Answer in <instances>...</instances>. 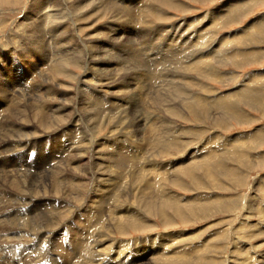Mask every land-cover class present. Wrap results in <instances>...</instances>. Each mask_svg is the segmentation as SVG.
Instances as JSON below:
<instances>
[{
    "label": "rangeland",
    "instance_id": "374dc122",
    "mask_svg": "<svg viewBox=\"0 0 264 264\" xmlns=\"http://www.w3.org/2000/svg\"><path fill=\"white\" fill-rule=\"evenodd\" d=\"M31 1L32 0H0V57L2 58V62L0 61V71L1 73H5L9 76V81H16L15 79L19 76V72H25L24 68L30 67L31 62L29 61V57L19 61L18 56L23 53L21 49L25 48V50L31 54V57H33L32 55L38 48L37 43L33 46L27 44L29 40L28 34H23V31H21L18 27L20 26L19 24L24 21L25 13H27ZM229 1L233 0H174L172 1L174 5L171 4L168 9H161L162 15L164 14V16L166 15L169 18L165 22L163 21L160 23H163L164 25L181 24L187 26L189 24L198 23L201 19L200 22L196 24L195 29L204 27L206 29L213 22H215L214 20L217 19L216 16H210ZM247 1L248 0L244 3V11L241 9L237 11V13L242 12V15L237 17L235 21L228 23V25L221 27L222 24H220L218 26L217 30L214 32L215 43L221 41L225 36H233L234 34L242 33L253 22H256L260 17L264 16V0H256V2L250 6H246ZM141 4L142 3L138 4V8H140ZM70 6L71 4L66 3L63 7H59V9L63 10L66 15V20L62 22V25H65V28L63 27L61 29L60 27V30L57 31L54 36L60 38V35L63 37L66 36V34L68 35L73 32L70 35L75 36V39L77 37L76 41L78 40V43H84L88 47L92 45V48L96 45L97 48L101 47L102 49L100 52L96 53L98 54L96 58L84 59V64L81 60L79 64H73V66L72 64L71 66L68 65L69 73L67 75H60L59 78V81L65 82V84L63 83V85H61L60 90H58L59 88L57 89L52 86L53 84L50 83L52 92H49V96L51 98L55 96L59 100H52L55 107H52L51 109L53 111H50L49 113H52L51 116H55V112L60 110L59 114L64 115V118H66V121L63 122L66 123L74 121V123H77V128L74 124L70 126L66 124L59 128L60 130L56 128L51 132H47L45 128L40 127V118L35 115L39 111L36 109L37 103L32 102L33 100H29L28 102H23L21 104L20 101H22V97L20 94H13V88H5L8 90L7 93L2 94L5 98L0 93V96L4 99L3 100L0 97V132L2 131L0 133V264H95V262L89 258L91 252L88 251L87 245H85L90 239V234L93 233V231L88 228V222L97 216L96 212L98 209L102 210L101 214L109 222L111 213L121 211L123 205L133 203L137 206V202L140 200L139 198H141V195H144V191H142L143 193L141 192V189L146 186L144 184L156 183L157 180L161 182L164 187L163 189L168 193V201L171 197H174V201L178 204L180 203V205L177 206H182L181 209L184 210L183 213L186 217L180 219L175 216L172 210L166 209L165 214L169 220L167 219V222H164L160 217L159 212L154 213V216L152 214L150 215L145 213L147 216L143 219V225L146 228L141 231L127 230V232L123 235L117 231L116 226H112V224L106 225L107 229H105L101 235L102 237L105 236L104 238L108 243L105 241L103 242V248L106 249L105 252L103 250V252L99 254V256L101 255L100 257H95V260L99 258L97 262L98 264H109V262L112 264H120L119 261H122L123 256H127L125 260L122 261H127V263L125 262L123 264H159L160 260H156L159 254H168L170 257L167 256V260H171V262L175 264H192L193 262V264H264V31H261L262 36L258 31H253V33L249 36L247 35L244 39H242L241 44L235 42V44L226 47L228 55L231 52L237 51L239 55L240 53L247 54V57H242L240 55L238 58H228L226 54L214 55V61L212 62L213 69L210 70V72L216 71V75L218 74L215 80L214 78L208 80L203 79L196 70H192L193 68L190 69V72L192 70L194 74L191 73V79L188 82L186 81V83H188L187 90L190 94L192 93L191 98H194L196 101L194 103L195 106L192 103L190 104L191 101L193 102L192 99H189L187 102V98L181 94V92L176 91V93L173 91L175 90V86H171L169 84H162V89L160 88L162 101H158L156 105H153L151 103L152 100L150 96L154 95L155 97V94L151 93L150 90L148 91L149 87L145 88L146 91L143 96L139 94V85H136L133 81V74L129 73V71L124 73L119 72V70L114 67V62L116 61L113 60L114 58L110 61L107 58V54L111 52V54H114L115 56H121L122 58L128 57L130 62L128 65L131 64V66H133L132 57L134 54L132 56H126V53H129V50L132 47V51L134 53L137 51V53L140 54V59H143L144 62L149 65L148 67H144L145 72L143 71L144 75L140 82H143V80L146 81L148 75L151 73L155 76L154 74L156 71H162L161 69H163L164 63L169 65L170 63H168V61L172 58H176L174 55H170V53H168L171 45H166L165 42L162 43L159 40V37H156L151 42L148 41L149 39L147 38V35L150 34L153 27H157L159 22L156 23L154 21L155 18L152 17L148 19V25L142 26L139 24L135 28L134 24H131L132 26L128 23L126 24V22H128L127 19L124 18L126 21L124 19H118L115 21L116 17L112 12L107 10L97 11V9H89L87 12L82 11V13L84 12L83 16L78 18L81 12H79L77 17H75L76 15ZM125 6H127V9L129 8V11H132L136 19V11L133 10L131 6H128L127 3H125ZM65 7L67 8L65 9ZM219 11L222 13H225L226 11L229 12V8H222ZM104 12L106 13L103 14ZM162 15H160V17ZM232 16H234V12L231 13L230 17ZM105 24L115 28L117 27L116 31L114 33L107 32L109 27ZM60 31L68 32L63 35ZM103 32L109 35L111 39H106L99 43V34ZM12 34L16 37L15 39H12ZM23 36L25 37L23 38ZM54 36L52 38H54ZM38 39H41V37ZM113 42L116 44L113 45ZM123 42H127V44ZM115 45L118 47L120 46L121 48L117 49V46L115 48ZM212 46H214V48L216 47L215 44H212ZM32 49L36 51H33ZM174 50L177 51L176 54L179 52V50ZM251 51L254 52L249 53ZM258 51H261V53ZM34 58H39V56L37 57L35 55L32 60ZM90 60H92L95 64L91 63ZM236 63L241 64L236 65ZM183 65L185 66L187 64L178 66ZM117 70L119 72L117 77L119 78L116 77ZM172 70L175 71L174 67ZM92 72L94 74H91ZM195 72H197V74ZM70 75L73 77L71 78ZM80 75L83 78H81ZM254 75L257 77V81L250 82V79ZM100 78L103 82L100 81ZM107 78L112 81L111 84L108 83ZM90 79L91 81L93 79L94 83L90 82ZM171 79H173V77L167 78L166 83H170L169 80L171 81ZM87 80L89 84L86 83ZM114 81L116 82L114 83ZM0 82V86L4 87L3 84L6 81L4 79L2 81L1 79ZM104 82L107 83L106 86ZM153 82L155 83V79ZM17 83H20V81H16L13 86L18 89L19 85H17ZM72 83L74 84L73 86ZM94 84L98 85L95 87ZM144 84L147 86L149 83L147 82ZM118 85H120L121 88H126L125 90L127 91H124V89H118ZM155 85L156 87L152 92L157 89V83ZM110 86H112V88L114 87V89ZM86 87L87 89L94 88V90H100V94H105V98L111 97L107 99L108 102L113 104L125 102L124 104L126 106L125 109L127 112V119L132 121V125L135 128L131 126L129 127V131L128 129L126 130L128 131L127 133H122L121 129H117L118 127L115 123L106 122L107 112H105L103 108L95 102L93 103L95 107H92V110L90 111V113L92 112L91 115L87 113L84 108V102L89 103L91 101L84 98V94L87 90L85 89ZM68 89L69 92H67ZM120 90H123V93L120 94L121 96L113 93V91ZM172 93H176L175 99L178 96V100L176 99L177 105L175 104L171 106L172 109H176L177 112L174 116L176 118L171 120L173 122L174 132H176L178 138L177 140L172 139L173 137H171L170 134L165 133V129H162L163 131L159 130L160 132H158L162 135L160 136L162 140L160 141L161 143L156 146L157 141L154 139V135L149 127L155 119L158 121V125H161L160 122L163 120L165 121V124H168V120L167 118L165 119V114L163 115L164 111L160 112L154 108L158 109L161 106L163 108L165 101H169V97L171 96L173 98L174 94ZM26 94L27 92L24 91L22 95L25 96ZM111 94L112 96H110ZM243 96H246L247 99ZM228 97L230 99H228ZM220 98L221 100H223V98L228 99L227 101L229 102L225 101L230 105L226 108H229V110L233 112H230L232 114V116L230 115L231 117L229 114H224L226 109L223 110V108L220 107V103L222 102ZM199 99H201V101H197ZM83 100L84 102L81 103ZM140 101H142V103H140ZM68 104L69 106H67ZM115 104L114 107H116ZM187 107L191 108L189 109ZM18 108L22 110L24 115L22 119L17 116ZM162 108H160V110H162ZM42 112L40 111V116ZM119 113L120 111L118 110L115 115ZM18 119H20V121ZM53 120L55 119L51 118V120H49L47 117V120L44 122H49L48 125H51L50 121ZM89 120H94V124H92L93 122H90ZM87 124L92 127L89 125L87 126ZM165 124L164 127L167 126ZM5 132L8 137H5ZM2 134L4 135L2 136ZM23 136L25 139H23ZM77 136L82 138L81 143H83L84 147L87 146L89 148L90 144L94 145V150L92 152L93 155H90L92 162L90 163L87 160H84L88 164V167L91 164L89 169L90 175H88V177L83 181L84 184H88V186L86 185L87 187L85 186L86 188L79 191L78 194L71 190L67 183L66 187L69 188L67 191L63 192L62 188H57V186L61 187V183L71 181L75 173L73 166L78 162V158H76L77 155H71L73 154V151L67 153L66 151H68V148H70V145L76 140ZM29 139L32 141L31 146L24 148L23 146ZM4 147H6L7 150H5ZM127 147L133 153L135 152L137 155L139 154L137 157L140 156L134 163L139 164L142 160V156L145 154L146 161L147 159H150V163L145 164V168H147L146 174L148 172L149 175L144 177L142 181V179H139L138 174H135L131 177V179L126 180L127 186L123 185V187H120L119 190L116 191V189L113 190V187L110 185L111 183H108L106 186L105 184L107 183L102 181L100 183V181H97L98 179H96V177L99 175L97 171L99 170H97L92 163L96 160L97 156H100L102 161L107 163L105 159L107 157L104 158V154L106 155L107 151H111L110 153H112L113 150L116 151L120 148L127 149ZM14 149L15 152H11ZM62 153H66L68 158L70 156L71 157L68 159L65 156L68 160H66L65 157L60 160ZM128 159L131 158L128 156ZM33 160L36 162V167L39 165L44 166L50 161H52L51 164L55 163L52 167L48 166L49 164L44 168L42 167L43 169H41L36 175L38 177L35 178L32 170L26 172L18 169V165L21 162L31 165L34 162ZM75 160L77 162H75ZM60 163L64 164L62 165ZM187 163L195 169V178L182 176L181 170L178 171L177 168H182L185 165L187 166ZM82 166L83 168L85 167L84 165ZM171 166H174V169L176 170L174 171L172 169L173 167L171 168L172 170H170L169 168ZM66 168H69V170ZM129 170L130 169H127L125 171L128 175L134 171ZM29 172H32L33 174ZM28 176H31L33 182L35 179L38 181H35L36 184L34 183V186L30 189L25 188L23 182L24 178ZM91 177H93V179ZM57 181L59 182L57 183ZM110 181L111 180H108L107 182ZM139 182L141 183L139 184ZM55 193L65 194L58 195L54 199L49 196ZM33 195L34 197L42 199L38 205L32 206L30 209L25 203L24 196L29 197ZM117 200L119 205L115 207L116 203L114 204V202H117ZM148 200L153 201L152 198H148ZM17 202H19L21 206L17 205ZM191 203L194 204L193 206L200 207H198L199 211L197 213L190 209L189 205ZM52 206H56L58 209V219L56 220L57 226L55 227L56 229L58 228L57 231L54 234L53 232L47 231L44 235L40 234L39 239L35 238L36 240H32L34 237L32 236L34 230H37L40 227V225L37 224L38 216H41V212H47L50 210ZM65 206L67 209L64 208ZM63 210H66L67 212ZM29 211L31 212V215L29 214ZM17 212H20L21 215L18 216L16 214ZM63 212L66 215L62 214ZM6 213H8L7 216L5 215ZM106 214L108 218L105 217ZM25 220L29 221L27 222ZM143 225L141 224L140 226ZM10 229H18L23 233L29 232V234L32 235L26 236L22 233V236L24 235V237L17 242V240L14 241L13 238H10L13 236V232L9 235L8 230ZM166 236L170 237L171 241H173L172 248L168 249L167 247L164 250L165 246H160V248H162L158 255L153 254L154 247L159 245L164 238L166 239ZM56 239L60 243L55 241ZM107 239H110V243ZM78 246L80 247V250L78 249ZM146 250H148L150 254L154 255L152 257V261L147 262L144 260L142 255ZM106 252H108V255ZM20 258H22V260H20Z\"/></svg>",
    "mask_w": 264,
    "mask_h": 264
},
{
    "label": "bare ground",
    "instance_id": "6f19581e",
    "mask_svg": "<svg viewBox=\"0 0 264 264\" xmlns=\"http://www.w3.org/2000/svg\"><path fill=\"white\" fill-rule=\"evenodd\" d=\"M3 1H7V0H3ZM174 0H32L31 3H30V7L27 11V13H25V18H24V21L22 23H20L18 26L21 31H23V34L24 33H27L28 36H29V40H28V45H36V43L38 44V48L36 50H33V51H36L32 56L35 57V55L39 58H34L32 60L33 57H31V54L28 53L27 50L24 49H21V51L23 52L22 54H20L19 57V61H22L24 58L26 57H29V61L31 62L30 64V67H25V72H19V76L15 79L16 81H20V83H17V85H19V88H15L13 86V84L16 82V81H9V76L5 73H1L0 71V80L3 79L6 81L3 85L4 87H1L0 86V93L1 95L2 94H5L8 92V90H6L5 88H13L12 89V92L13 94H20V96L22 97V101L21 104L24 102H28L29 100H33L32 102H35L37 103L36 105V109H38L39 111L35 114L36 116H38L40 118V122H39V125L40 127H43L45 128V130L47 132H51L53 131L54 129H59L61 128L62 126L68 124V126L70 125H73L77 128V123H74V121L72 122H63V121H66V118H64V115L62 114H59V111L60 110H57V112H55V116H51V114L49 113L50 111H53L51 108L52 107H55V104L52 100L56 101V100H59L57 97H53L51 98L49 95L50 93L49 92H52V89L50 87V83H52L54 87H56L58 90L61 89V85H63V83L65 84V82L63 81H59V78H60V75H67L69 72H68V65L73 66V64H79L82 60V63H83V60L86 59V58H90V59H94L96 58V56H98V54H96L97 52H100L102 49L101 47L97 48V46L95 45L93 48H92V45L91 46H87L86 44L84 43H81V42H77L76 39H75V36H72L70 34H66V36H63L61 37L60 35V38H57L56 36H54V34L60 30V27L61 29L65 26V25H62V22H64L66 20V15L65 13L63 12V10H60L59 7H63V5L66 3L68 4H71L70 7H72V11H74V14L76 15L75 17L78 16L79 12H81L78 16V18L82 17L83 16V13L82 11H88L89 9H97V11H101V10H104V11H110L113 13V15L116 17V20L117 21L118 19H127L128 22H126V24L128 23L129 25H133L136 26L137 25H148L147 22L149 21L148 19L150 18H155V22L159 24L157 25V27H153V29H151L150 31V34L147 35V38L149 39L148 41H153V39H155L156 37H159V40L162 42V43H166V45H171V48H169V51L168 53H170V55H174L176 58H172L170 61H168V63H170L169 65L165 64L163 65V69H161L162 71H156L155 72V76H153V73L149 74L148 75V78L146 81L143 80V82H140L142 80V77L144 75V67H148L149 65H147L144 60L140 59V54L137 53V51L134 53L132 51V47L130 48L129 50V53H126V56H132L133 54V57H132V62H133V66L128 65L129 62V58L128 57H125V58H122L121 56H114L111 54V52H109L107 54V58L112 61L111 59L115 60L116 62H114V67L116 69L119 70V72L121 73H124L126 71H129V73H132L133 74V81L135 82L136 85H139L138 86V91H139V94H141L143 96L144 92L146 91V87H149L148 88V91L150 90L151 93L155 94V97L154 95L150 96L151 100H152V104L153 105H156L158 101H162L161 100V92H160V88L162 89V84H169L171 86H175V90L173 91H177V92H181V94H183L186 98H187V102L189 99H192L193 102L191 101L190 104H194L196 101L194 98H191L192 97V93L190 94L189 91L187 90L188 89V83H186V81L188 82L190 79H191V75L194 74V72H192V70H196L201 76L203 79H213L215 80V78L218 76V74L216 75V71H213V72H210V70L213 69V66H212V62L214 61V55H223V54H226L228 58H235V57H240V55L242 57H247V54H244V53H239L237 51H234V52H231L229 55L228 53L226 52V47L230 46V45H233L236 43H239L241 44L242 43V39L245 38V36H249L251 33L256 32L258 31L260 33V35L262 36V32L264 31V16L260 17L259 20H257L256 22H253L248 28H246L242 33H239V34H234L233 36H225L221 41H219L218 43H215V39H214V32L217 30L218 26L220 24H222L221 27H223L224 25H228V23L230 22H233L235 21V19L237 17H239L240 15H242L241 13L242 12H239L237 13L238 10H242L244 11V3L245 1H240V0H233V1H229V2H226V4H224L222 7H220L216 12H214L210 17H214L216 16V20H214L215 22H213L210 26H208L206 29L205 27L204 28H200V29H195L196 27V24H198L200 22V20L198 21V23H195V24H189L187 26H184V25H176V24H171V25H164L163 23H160V22H165L169 17L168 16H164V14L162 15V11L161 9H164V8H167L173 4ZM2 2V1H1ZM256 2V0H248L246 2V6H250L251 4L253 5L254 3ZM17 3V2H16ZM125 3H127L128 6H131L133 8V10H135V15H136V19H135V16L134 14L132 13V11H129V8L127 9V6H125ZM139 3H142L140 5V8H138V4ZM174 5V4H173ZM69 7V8H70ZM126 7V8H124ZM67 7H65L66 9ZM68 8V9H69ZM222 8H229V12L226 11L225 13H222L221 11H219L220 9ZM250 8V7H249ZM63 9V8H62ZM137 11H138V14H137ZM70 12V11H69ZM234 12V16L230 17L231 16V13ZM98 13V12H97ZM100 13V12H99ZM106 12H104L103 14H105ZM68 14V13H67ZM70 14H73V13H70ZM111 14V13H109ZM97 15V14H96ZM100 15V14H99ZM160 15H162L160 17ZM109 16V15H107ZM113 16V17H114ZM73 17V18H75ZM103 17V16H102ZM106 18V17H105ZM104 19V18H103ZM124 19V20H125ZM78 20V19H77ZM123 20V21H124ZM60 21V23H59ZM72 21V20H71ZM76 21V20H75ZM107 21V20H106ZM126 21V20H125ZM124 21V22H125ZM136 21V22H135ZM101 22V21H100ZM119 22V21H118ZM154 22V23H155ZM75 23V22H74ZM113 23V21H112ZM155 23V24H156ZM66 24V23H65ZM73 24V23H72ZM114 24V23H113ZM116 24V23H115ZM150 24V23H149ZM69 25V24H68ZM102 25V24H101ZM106 25V24H105ZM104 25V26H105ZM108 25V24H107ZM106 25V26H107ZM131 25V26H132ZM150 26V25H149ZM76 27V26H75ZM108 29H107V32L109 33H114L116 31V28L113 27V26H109L108 25ZM65 28V27H64ZM67 28V27H66ZM152 28V27H151ZM145 29V28H144ZM64 30V29H63ZM62 30V31H63ZM66 30V29H65ZM74 30V29H72ZM71 30V31H72ZM77 30V28H76ZM96 31V30H95ZM100 31V30H99ZM149 31V30H147ZM262 31V32H261ZM61 32V31H60ZM68 32V31H67ZM67 32H61V34L65 35V33ZM70 32V31H69ZM75 32V31H74ZM79 32V31H78ZM97 32V31H96ZM80 33V32H79ZM82 33V32H81ZM152 33V34H151ZM22 34V35H23ZM116 34V33H115ZM10 35V34H9ZM43 35V36H41ZM74 35V34H73ZM54 36V38H52ZM79 36V35H78ZM82 36V35H81ZM8 37V36H7ZM25 36H23L24 38ZM41 39H38L40 38ZM96 37V36H95ZM101 37V38H100ZM106 37V38H105ZM16 37L13 36L12 34V39H15ZM20 38V37H19ZM109 40L111 39L109 37V35L105 34V32L103 33H100L99 34V43L101 41H104V40ZM146 39V38H145ZM213 39V40H212ZM24 40V39H23ZM85 40V39H84ZM119 40V38H118ZM80 41V40H79ZM156 41V40H155ZM10 42V41H9ZM87 42V41H86ZM106 42V41H105ZM104 42V43H105ZM3 43V42H2ZM11 43V42H10ZM9 43V44H10ZM17 43V42H16ZM125 43V42H123ZM15 44V43H13ZM116 44L115 42H113V45ZM120 44V43H119ZM118 44V45H119ZM122 44V43H121ZM127 44V42L125 43ZM153 44V43H152ZM212 44H215L216 47L214 48V46H212ZM16 45V44H15ZM99 45V44H98ZM31 46H30V49H31ZM117 45H115V48H116ZM122 46V45H121ZM129 46V45H128ZM135 46V45H133ZM17 47V46H16ZM12 48V47H11ZM14 48V47H13ZM18 48V47H17ZM27 48V47H26ZM29 48V47H28ZM121 48L120 46L118 47L117 46V49ZM149 48V47H148ZM147 48V49H148ZM214 48V49H213ZM15 49V48H14ZM174 49L176 50H179V52L176 54L177 51H175ZM19 50V49H18ZM123 50V49H122ZM148 51V50H147ZM18 52V51H17ZM124 52V51H123ZM127 52V51H125ZM140 52V51H139ZM254 51H251L249 53H252ZM257 52V51H256ZM261 53V51H258ZM31 53V52H30ZM120 55V54H119ZM142 55V54H141ZM17 56V55H15ZM13 57V56H12ZM121 57V58H120ZM15 58V57H14ZM17 58V57H16ZM11 59V58H10ZM131 59V58H130ZM12 60V59H11ZM97 60V59H96ZM229 60V59H228ZM0 61L2 62V58L0 57ZM91 63H94L92 62V60H90ZM220 62V61H219ZM90 63V62H88ZM112 63V62H111ZM11 64V63H10ZM84 64V63H83ZM95 64V63H94ZM159 64V63H157ZM182 64H187V65H183V66H178V65H182ZM241 63H236V65H240ZM97 65V64H96ZM147 65V66H146ZM87 66V65H86ZM110 66V64H109ZM88 67V66H87ZM161 67V66H160ZM174 67L175 71L172 70V68ZM84 68V67H83ZM193 68V69H192ZM4 69V68H3ZM50 71H48V70ZM103 69V68H102ZM155 69V68H154ZM190 69L191 72H190ZM95 70V69H94ZM93 70V72H94ZM117 70V75L116 77L119 75V72ZM147 70V69H146ZM181 72H180V71ZM110 71V70H109ZM133 71V72H132ZM144 71V72H143ZM155 71V70H154ZM49 72V73H48ZM91 73V74H94V73ZM147 72V71H146ZM197 72H195L197 74ZM128 73V74H129ZM192 73V74H191ZM85 74V73H84ZM90 74V75H91ZM98 74V73H97ZM159 75V76H158ZM256 75V74H255ZM253 76L251 79H250V82L252 81H257V77L256 76ZM71 76V75H70ZM79 76V75H78ZM81 76V75H80ZM97 76V75H96ZM99 76V75H98ZM121 76V75H120ZM3 77V78H2ZM73 76H71L72 78ZM76 77V76H75ZM102 77V76H101ZM106 77V76H105ZM169 77H173V79H171V81L169 80L170 83H166L167 82V78ZM64 78V77H63ZM69 78V76H68ZM70 78V80H71ZM77 78V77H76ZM75 78V79H76ZM81 78H83L81 76ZM94 78V77H93ZM119 78V77H117ZM153 78V79H152ZM67 79V78H66ZM74 79V78H73ZM145 79V77H144ZM155 79V83L153 82V80ZM97 80V79H96ZM118 80V79H117ZM75 81V80H74ZM81 81V80H80ZM86 81V80H85ZM100 81L101 78H100ZM99 81V82H100ZM105 81V80H104ZM107 81L109 84H111L112 81H110V79L107 78ZM9 82V83H7ZM77 82V80H76ZM83 82V81H82ZM90 82L94 83L93 82V79L91 81L90 79ZM103 82V81H102ZM116 81H114L115 83ZM125 82V81H124ZM149 83L147 86H145L144 83ZM1 83V82H0ZM71 83V82H70ZM81 83V82H80ZM85 83V82H84ZM88 83V80L87 82ZM98 83V82H96ZM105 83V82H104ZM157 83V89H155L154 92H152L154 90V88L156 87V84ZM89 84V83H88ZM101 84V83H100ZM107 83H105V86H106ZM121 84V82H120ZM174 84V85H173ZM190 84V83H189ZM74 84L72 83V86ZM91 85V84H90ZM95 87L96 85L98 84H94ZM103 85V84H101ZM114 85V84H113ZM117 85V84H116ZM126 85V84H125ZM195 85V84H194ZM104 86V85H103ZM109 86V85H108ZM119 87H117L118 89H124V91H127L125 90L126 88H121L120 85H118ZM128 86V85H127ZM177 86V87H176ZM179 86V87H178ZM65 87V85H64ZM70 87V86H69ZM77 87V86H76ZM80 87V86H79ZM98 87V86H97ZM112 88V86H110ZM71 88V87H70ZM93 88V87H92ZM99 88H100V85H99ZM106 88V87H105ZM108 88V87H107ZM110 88V89H111ZM171 88V87H170ZM190 88V87H189ZM27 89V90H26ZM54 89V88H53ZM63 89V88H62ZM83 89V88H82ZM87 89V87L85 88ZM114 89V87L112 88ZM173 89V88H172ZM98 90V89H97ZM97 90H94L89 88L86 90V93L84 94V98L90 100L91 102H84V105H85V109H86V112L90 113V111L92 110V107L94 108L95 106L93 105V103L95 102L97 105H100L103 110L105 112H107V115H106V122H111V123H115L117 129H121V132L123 133H127L129 131V127L133 126L132 125V121L130 119H127V112H126V106H125V102L124 103H120V104H115L116 107H114V104L111 103V102H108V99L107 98H111V97H107L105 98V94L104 95H101L100 94V90L97 91ZM165 90V89H164ZM169 90V89H168ZM191 90V89H189ZM204 90V89H203ZM27 92V94L24 96L22 95L23 92ZM79 91V90H78ZM82 91V90H81ZM108 91V90H107ZM112 91V90H111ZM11 92V93H12ZM55 92V91H54ZM65 92V91H64ZM69 92V89L68 91ZM163 92V91H162ZM167 92V91H166ZM176 92V93H177ZM243 92V91H242ZM59 93V92H57ZM74 93V92H73ZM111 93V92H110ZM113 93L116 94H121L123 93V90H120V91H113ZM112 93V94H113ZM125 93V92H124ZM170 93V92H169ZM176 93H172L174 94L173 95V98L172 96L169 97V101H165V104L163 105V108L162 106L159 107L158 109L157 108H154L155 110L157 111H160V112H163V115L165 117V119L167 118L168 120V124H165V121H161V125H158V121L155 119L152 121L151 125L149 128H151V132L152 134L154 135V139L157 141L156 143V146L159 145L161 142V138L160 136H162L159 132V130H162V129H165V133L166 134H170L171 137H173L172 139H175L177 140L178 136L176 134V132H174V127H173V122L171 119L174 120V117L175 116V113L177 114L176 112V109H172L171 106L175 105L176 104V101L178 100V96L176 97L175 99V96H176ZM238 93V92H236ZM245 93V92H244ZM243 93V94H244ZM12 94V95H13ZM52 94V93H51ZM56 94V93H55ZM77 94V92H76ZM79 94V93H78ZM112 94L110 96H112ZM166 94V93H165ZM180 94V93H179ZM11 95V96H12ZM123 95V94H122ZM242 95V93H241ZM3 96V95H2ZM19 96V97H20ZM121 96V95H120ZM170 96V95H169ZM181 96V95H180ZM179 96V97H180ZM1 97V96H0ZM4 97V96H3ZM16 97V96H15ZM140 97V96H139ZM149 97V96H148ZM194 97V96H193ZM222 97V96H221ZM244 98L247 99L246 96H243ZM242 97V98H243ZM2 98V97H1ZM5 98V97H4ZM67 98V96H66ZM126 98V97H125ZM142 98V97H141ZM140 98V99H141ZM165 98V97H164ZM3 99V98H2ZM78 99V98H77ZM83 99V98H82ZM128 99V98H127ZM139 99V98H138ZM145 99V98H144ZM149 99V98H148ZM181 99V98H180ZM228 99H230L228 97ZM228 99H224L220 100L222 101L220 103V107L223 108V110H225L224 114L228 115L229 116L233 113L229 110V108H226L227 106H229L230 104L227 103L229 101H227ZM4 100V99H3ZM21 100V99H20ZM87 100V101H88ZM142 100V99H141ZM227 102H226V101ZM252 100V99H251ZM7 101V100H6ZM69 101V100H68ZM78 101V100H76ZM110 101V100H109ZM121 101V100H120ZM125 101V100H124ZM136 101V100H135ZM197 101H201V99L197 100ZM63 102V101H62ZM79 102V101H78ZM139 102V101H138ZM150 102V101H149ZM186 102V101H185ZM184 102V103H185ZM2 103V102H1ZM34 103V104H35ZM140 103H142V101H140ZM178 103V102H177ZM61 104V103H60ZM67 104V102H66ZM127 104V103H126ZM189 104V103H188ZM65 105V103H64ZM177 105V104H176ZM183 105V104H181ZM7 106V105H6ZM69 106V104L67 105ZM66 106V107H67ZM71 106V105H70ZM106 106V107H105ZM151 106V105H150ZM159 106V105H158ZM184 106H187V105H184ZM195 106V104H194ZM193 106V107H194ZM27 107V106H26ZM57 107V106H56ZM192 107V106H191ZM191 107H187V108H191ZM10 108V107H9ZM160 108H162V110H160ZM65 109V108H64ZM68 109V108H67ZM71 109V108H70ZM69 109V110H70ZM193 109V108H192ZM1 110V109H0ZM120 111L119 114H116L115 113L117 111ZM232 110V109H231ZM40 111L42 112L41 113V116H40ZM193 111V110H192ZM69 112V111H68ZM73 112V111H71ZM115 112V113H114ZM159 112V113H160ZM231 112V113H230ZM85 113V112H84ZM103 113V112H102ZM129 113V112H128ZM77 114V112H76ZM83 114V113H82ZM86 114V113H85ZM4 115V114H3ZM78 115V114H77ZM87 115V114H86ZM97 115V114H96ZM99 115V114H98ZM7 116V115H6ZM17 116L22 119V117L24 116L23 113H22V110L20 108H18V113H17ZM79 116V115H78ZM178 116V115H176ZM230 116V117H231ZM47 117L49 118V120H51V118L55 119L53 121H50V124L51 125H48L49 122H44L45 120H47ZM72 117V116H71ZM100 117V115H99ZM98 117V118H99ZM137 117V116H136ZM150 117V116H149ZM91 118V117H90ZM94 118V117H93ZM104 118V117H103ZM20 119H18L20 121ZM85 119V118H84ZM96 119V118H95ZM146 119V118H145ZM149 119V118H148ZM170 119V120H169ZM82 120V119H81ZM105 120V119H104ZM151 120V119H150ZM35 121V120H34ZM69 121V120H68ZM77 121V120H76ZM80 121V120H79ZM90 121V120H89ZM94 121V120H93ZM93 121H90V122H93ZM99 121V120H98ZM84 122V121H83ZM88 122V121H87ZM134 122V121H133ZM11 123V122H10ZM17 123V122H16ZM28 123V122H27ZM98 123V122H97ZM105 123V122H104ZM103 123V124H104ZM2 124V123H1ZM5 124V123H4ZM79 124V122H78ZM94 124V122L92 123ZM136 124V123H135ZM149 124V123H148ZM164 124L167 125L166 127H164ZM6 125V124H5ZM8 125V124H7ZM19 125V124H18ZM82 125V124H80ZM89 124H87L88 126ZM106 125V123H105ZM104 125V126H105ZM9 126V125H8ZM27 126V125H26ZM91 126V125H89ZM96 126V125H95ZM108 126V125H107ZM112 126V125H111ZM145 126V125H144ZM29 127V126H28ZM79 127V126H78ZM86 127V126H85ZM92 127V126H91ZM134 127V126H133ZM176 127V126H175ZM8 128V127H7ZM16 128V127H15ZM83 128V127H82ZM100 128V126H99ZM106 128V126H105ZM104 128V129H105ZM135 128V127H134ZM137 128V127H136ZM5 129V128H4ZM14 129V128H13ZM30 129V128H29ZM35 129V128H34ZM33 129V131H34ZM38 129V128H37ZM128 129V131H126ZM141 129V128H140ZM12 130V129H11ZM28 130V129H27ZM60 130V129H59ZM88 130V129H87ZM101 130V129H100ZM99 130V131H100ZM36 131V129H35ZM81 131V130H80ZM95 131V130H94ZM159 131V132H158ZM163 131V130H162ZM2 132V131H1ZM0 132V133H1ZM8 132V131H6ZM6 132H5V135H6ZM22 132V130H21ZM24 132V130H23ZM55 132V131H54ZM113 132V131H111ZM142 132V131H141ZM146 132V131H145ZM29 133V131H28ZM36 133V132H35ZM95 133V132H94ZM99 133V132H98ZM31 134V133H30ZM34 134V132H33ZM48 134V133H47ZM4 134H2L3 136ZM27 135V133H26ZM25 135V136H26ZM32 135V134H31ZM38 135V133H37ZM5 137H8L7 135ZM24 137V136H23ZM33 137V136H32ZM78 137V138H77ZM76 137V140L70 145V148H68V151L67 152H70V151H73V155L76 154L78 158L77 161L75 160V162H77L76 165L73 166V169L75 170V173L72 177V180L71 181H68V182H65V183H61V187L60 186H57V188H62L63 192L64 191H67L69 188L71 190H73L76 194H78L79 191L85 189L88 184H84V180L85 178L88 177V175H90V165L88 167V164L85 162L86 160L88 162H92V158L90 155H93L92 152L94 150V145L90 144V147L88 148L87 146L84 147L83 143H81L82 141V138H79V136ZM153 137V136H152ZM165 137V135H164ZM14 138V137H12ZM30 138V137H29ZM73 138V137H72ZM83 138H86V137H83ZM89 138V137H88ZM95 138V137H94ZM163 138V137H162ZM9 139V138H8ZM25 139V137L23 138ZM32 139V138H31ZM35 139V137H34ZM145 139V138H144ZM153 139V138H152ZM153 139V140H154ZM166 139V138H165ZM33 140V139H32ZM89 140V139H88ZM115 140V139H114ZM152 140V142H153ZM93 141V140H92ZM171 141V140H170ZM7 142V141H6ZM17 142V141H16ZM25 142V141H24ZM94 142V141H93ZM23 143V142H22ZM88 143V142H87ZM91 143V142H90ZM95 143V142H94ZM93 143V144H94ZM2 144V143H1ZM9 144V143H8ZM11 144V143H10ZM20 144V143H18ZM32 144V141L29 139L26 144L23 146L24 148H27V147H30ZM98 144V143H97ZM147 144V143H146ZM17 145V143H16ZM96 145V144H95ZM100 145V144H99ZM11 146V145H10ZM14 146V145H13ZM12 146V147H13ZM36 146V145H35ZM161 146V145H160ZM19 147V146H18ZM92 147V148H91ZM119 147V146H118ZM5 150L6 147H4ZM17 148V147H16ZM22 148V147H20ZM99 148V147H98ZM97 148V150H98ZM125 148V147H124ZM152 148V147H151ZM158 149V148H157ZM176 149V148H175ZM1 150V149H0ZM66 150V149H65ZM96 150V151H97ZM3 151V150H2ZM18 151V149H17ZM26 151V150H25ZM153 151V150H152ZM156 151V150H155ZM11 152H15V149L12 150ZM102 152V151H100ZM111 151H107L106 155L104 154V158L106 159L107 163L106 162H103L101 157L100 156H97L96 157V160L92 163V165L95 166V168L99 171L97 175L98 177H96V179H98L97 181H101L102 182H105L107 184H105L106 186L108 185V183H111L110 185L113 187V190L116 189V191L119 190L120 187H123V185L127 186L126 185V180L128 179H131V177H133L135 174H138L139 176V179H142L143 181V178L146 177L148 174H146V171H147V168H145V164H148L150 163V159H147L146 161V154L144 156H142V160L140 161L139 164H136L134 163L135 160H137L139 157H137L138 155L134 152H132L128 147L127 149H122L120 148L119 150H113L112 153H110ZM148 152V151H147ZM10 153V152H9ZM30 153V152H28ZM60 153V152H59ZM66 153H62L61 156H60V160L62 158H64L66 156ZM99 153V151H98ZM97 153V155H98ZM144 153V151H143ZM15 154V153H14ZM95 154V153H94ZM116 154V155H115ZM25 155V154H24ZM51 155V154H50ZM56 155V154H55ZM101 155V153H100ZM28 156V154H27ZM59 156V155H58ZM128 156L131 158V159H128ZM199 156V155H198ZM39 157V156H38ZM67 157V156H66ZM65 157V159H66ZM71 157V156H70ZM69 157V158H70ZM201 157V156H200ZM33 158V157H32ZM53 158V157H52ZM68 158V157H67ZM68 158V159H69ZM75 158V157H74ZM87 158V159H86ZM148 158V157H147ZM66 159V160H68ZM95 159V158H94ZM205 159V158H204ZM57 160V159H56ZM65 160V162H66ZM74 160V159H73ZM85 160V161H84ZM27 161V160H26ZM34 161V160H33ZM58 161V160H57ZM64 161V160H62ZM84 161V162H83ZM157 161V160H156ZM52 161L46 163L44 166H35V161L29 165V164H26V163H20L18 165V169L22 170V171H30L32 170V172H29V173H32L34 175V177H38L36 176L38 174V172L43 169L44 167H46L48 164V166L52 167L53 164L55 163H52ZM70 162V161H69ZM68 162V163H69ZM133 162V163H132ZM83 163V164H82ZM85 163V164H84ZM62 164V163H60ZM64 164V163H63ZM62 164V165H63ZM71 164V163H70ZM69 164V166H70ZM112 164V165H110ZM205 164V163H204ZM81 165V166H80ZM84 165L85 167L83 168ZM185 165V164H184ZM57 166V165H56ZM149 166V165H148ZM1 167V166H0ZM43 167V168H42ZM55 167V166H54ZM59 167V166H58ZM71 167V166H70ZM173 167V168H172ZM63 168V167H62ZM61 168V169H62ZM72 168V167H71ZM175 171L176 169H174V166H171L169 169L172 170V169ZM58 169V168H57ZM67 169V168H66ZM65 169V170H66ZM93 169V168H92ZM127 169H130L132 171L129 175L126 174V170ZM136 169V170H135ZM178 171L181 170V174L182 176H187V177H191V178H195V169H193V166L189 165L187 163V166H183L182 168H177ZM60 170V169H59ZM69 170V168L67 169ZM120 170V171H118ZM129 170V171H130ZM157 170V169H156ZM168 170V169H167ZM197 170V169H196ZM5 171V170H4ZM63 172V171H62ZM96 172V170H95ZM94 172V173H95ZM159 172V171H157ZM164 172V171H163ZM1 173V172H0ZM20 173V172H19ZM25 173V172H24ZM59 173V172H58ZM57 173V174H58ZM61 173V172H60ZM180 173V172H179ZM4 174V173H3ZM40 174V173H39ZM54 174V173H53ZM52 174V175H53ZM178 174V173H177ZM180 174V175H181ZM25 175V174H24ZM60 175V174H59ZM153 175V174H151ZM210 175H213V174H210ZM209 175V176H210ZM105 176H108V177H105ZM158 176V174H157ZM156 176V177H157ZM15 177V176H14ZM41 177V176H40ZM105 177V178H104ZM111 177V178H110ZM155 177V179H156ZM165 177V176H164ZM43 178V177H42ZM53 178V177H52ZM93 179V177H91ZM48 179V178H47ZM51 179V178H50ZM135 179V177H134ZM166 179V178H165ZM213 179V178H212ZM39 180V179H38ZM45 180V179H44ZM89 180V179H88ZM91 180V179H90ZM108 180H111L110 182H107ZM157 180V179H156ZM164 180V179H163ZM195 180V179H194ZM14 181V180H13ZM36 182H38L36 179H35ZM35 181L33 182L32 179H31V176H28V177H25L24 178V187L25 188H32L35 183ZM50 181V180H49ZM93 181V180H92ZM59 181H57L58 183ZM61 182V181H60ZM165 182V181H164ZM40 183V182H39ZM56 183V182H55ZM66 183L69 185V188L66 187ZM122 183V184H121ZM137 183V182H136ZM135 183V184H136ZM141 182H139L140 184ZM36 184V183H35ZM131 184V183H130ZM129 185V184H128ZM146 186H144V188L141 189V192L144 191V195H141V198H139V202H137V206L134 205L133 203L131 204H125L123 205L121 211H117V212H112L111 213V216L109 218V222L108 220H106L103 215L101 214L102 213V210L101 209H98L97 210V216H95L91 221L88 222V228H90L93 233L90 234V239L89 241L87 242V249L88 251L91 252V255L89 258H91V260H93L95 262V264H98V260H95V257H100L99 254H101L104 250L103 248V242L105 241L106 242V239L104 237H102L101 234H103L104 230L107 229V226L106 225H111L112 226H116L117 228V231L119 233H121L122 235L124 233L128 231H141L143 229H145L146 227L143 225L144 223V217H146L147 215L145 213H148V214H152L153 216L155 215L154 213H160V217L163 219V221L167 222V215L165 214V211L166 209H170L173 211V213L175 214L176 217L182 219V218H185V214L183 213L184 210L181 209V207L177 206V205H180V203H176L174 201V197H171L168 201V198H169V195L167 192H165V190L163 189V185L161 184L160 181H156V183H146L144 184ZM154 185V186H153ZM86 186V187H85ZM98 186V184H97ZM131 186V185H129ZM139 186V185H138ZM14 187V186H13ZM20 187V186H19ZM46 187V185H45ZM48 187V186H47ZM51 187V186H50ZM111 187V188H112ZM35 188V187H34ZM103 188H106V187H103ZM110 188V187H109ZM20 189V188H19ZM97 189V188H96ZM126 189V187H125ZM128 189V187H127ZM163 189V190H162ZM9 190V189H8ZM27 190V189H26ZM58 190V189H57ZM89 190V189H88ZM99 190V189H98ZM151 190V191H150ZM11 191V190H10ZM24 191V190H23ZM60 191V190H58ZM43 192V191H42ZM101 192V191H100ZM106 192V191H105ZM112 192V191H111ZM115 192V191H114ZM121 192V191H120ZM7 193V192H6ZM9 193V192H8ZM28 193V192H27ZM38 193V192H37ZM99 193V192H97ZM108 193V192H107ZM143 193V192H142ZM141 193V194H142ZM65 193H55V194H52V195H49L51 196V198H56V196L58 195H64ZM111 194V193H109ZM115 194V193H114ZM1 195V194H0ZM7 195V194H6ZM25 195V194H24ZM107 195V194H106ZM112 196V195H111ZM3 197V195H2ZM17 197V196H16ZM41 197H45V196H41ZM85 197H88V196H85ZM99 197V196H98ZM113 197V196H112ZM47 198V197H46ZM59 198V197H58ZM148 198H152L153 201H149ZM42 198H39V197H34L33 196H29V197H26L24 196V200H25V203L27 206H29V208L31 209L32 206H35V205H38L40 203V200ZM85 199V198H84ZM99 199V198H98ZM106 199H107V196H106ZM110 199V198H109ZM113 199V198H112ZM86 200V199H85ZM105 200V199H104ZM103 200V201H104ZM196 200V199H195ZM18 201V200H17ZM199 201V200H198ZM7 202V201H6ZM21 202V201H19ZM17 202L16 204L17 205H20V203ZM57 202V201H56ZM100 202V201H99ZM135 202V203H136ZM116 203V204H115ZM4 204V203H3ZM54 204V203H53ZM110 204V203H109ZM115 204V207L118 206V200L117 202L115 201L114 202ZM2 205V203H1ZM57 205V203H56ZM194 204H190V209L192 211H195L196 213L199 211L198 207L199 206H193ZM196 205V204H195ZM200 205V204H198ZM3 206V205H2ZM21 206V205H20ZM25 206V205H24ZM58 206V205H57ZM94 206V205H93ZM96 206V205H95ZM100 206V205H99ZM108 206V205H107ZM4 207V206H3ZM18 207V206H17ZM13 208V207H12ZM37 208V207H36ZM64 208L67 209V207L65 206ZM70 208V207H69ZM72 208V207H71ZM89 208V207H87ZM97 208V207H96ZM200 208V207H199ZM8 209V208H7ZM76 209V208H74ZM83 209V208H82ZM107 209V208H106ZM184 209V207H183ZM38 210V209H37ZM88 210H91V209H88ZM113 210V209H112ZM189 210V209H188ZM197 210V211H196ZM41 211V210H40ZM39 211V212H40ZM45 211V210H44ZM65 212H67L66 210H63ZM110 211V210H109ZM16 212V211H15ZM32 212V210H31ZM31 212L29 211V214L31 215ZM88 212V211H87ZM188 212V211H187ZM90 213V212H89ZM106 213V212H105ZM110 213V212H109ZM4 214V213H3ZM8 213H6L5 215L7 216ZM18 216L21 215L20 212H17L16 213ZM28 214V213H27ZM38 214V213H37ZM62 214H65L64 212ZM61 214V215H62ZM104 214V213H103ZM108 214V213H107ZM107 217L108 218V216ZM66 215V214H65ZM109 215V214H108ZM149 216V215H148ZM34 217V216H33ZM36 217V216H35ZM19 218V217H18ZM24 218V217H23ZM32 218V217H31ZM6 219V218H5ZM26 219V218H25ZM29 219V218H28ZM33 219V218H32ZM58 219V209L56 208V206H52V208L50 210H48L47 212H41V216L37 218V224L40 225L39 229L37 230H34V233L33 235L32 234H29L28 233H23L21 230H18V229H15V230H8L9 231V235L11 234V232H13V236L10 237V238H13L14 241L17 240H20L24 237V235L26 236H34L32 238V240H36V239H39V236L40 234H46L47 231L49 232H53V234L57 231V229L55 228L57 226V220ZM89 219V218H88ZM4 220V219H3ZM62 220V219H61ZM169 220V219H168ZM27 221V220H25ZM29 221V220H28ZM27 221V222H28ZM34 221V220H33ZM85 221V220H84ZM9 223H11L10 221H8ZM31 222V221H30ZM79 222V221H78ZM17 223V222H16ZM20 223V222H19ZM24 223V222H23ZM80 223V222H79ZM3 224V223H2ZM63 224H66V223H63ZM143 225V226H140V225ZM11 225V224H10ZM13 225V224H12ZM20 225V224H19ZM22 225V223H21ZM31 225V224H30ZM78 225V223H77ZM82 225V224H81ZM37 226V225H36ZM65 226V225H64ZM74 226V225H73ZM75 226H76V223H75ZM17 227V226H16ZM24 227V226H23ZM28 227V226H26ZM19 228V227H18ZM66 228V227H65ZM82 228V227H81ZM85 228V227H84ZM83 228V229H84ZM87 228V229H88ZM93 228V229H92ZM6 229V228H5ZM32 229V228H31ZM70 229V227H69ZM29 230V229H28ZM3 231V230H2ZM64 231V230H62ZM71 231V230H70ZM73 231V230H72ZM259 231V230H258ZM46 232V233H45ZM61 232V231H60ZM83 232V231H82ZM81 232V233H82ZM22 233L24 234L22 236ZM64 233V232H62ZM61 233V234H62ZM66 233V232H65ZM88 233V232H87ZM86 233V234H87ZM90 233V232H89ZM106 233H107V230H106ZM21 234V235H20ZM52 234V235H53ZM57 234V233H56ZM66 235V234H65ZM69 235V234H68ZM108 235V234H107ZM106 235V236H107ZM110 235V234H109ZM169 235V234H168ZM25 236V237H26ZM86 236V235H85ZM89 236V234H88ZM171 236V235H170ZM184 236V235H183ZM193 236V235H192ZM42 237V236H41ZM78 237V235H77ZM36 238V239H35ZM57 238V237H56ZM61 238V237H60ZM190 238V237H189ZM188 238V240H189ZM62 239V238H61ZM68 239V238H67ZM71 239V238H70ZM87 239V237H86ZM163 239V238H162ZM31 240V239H30ZM31 240V241H32ZM60 240V239H59ZM108 240V239H107ZM110 240V239H109ZM108 240V241H109ZM28 241V240H27ZM55 241H58L57 239ZM54 241V242H55ZM67 241V240H66ZM83 241V240H82ZM20 242V241H19ZM59 242V241H58ZM70 242V241H69ZM177 242V241H176ZM21 243V242H20ZM36 243V242H35ZM41 243V242H39ZM43 243V242H42ZM60 243V242H59ZM78 243V242H76ZM75 243V244H76ZM108 243V242H106ZM110 243V241H109ZM114 243V242H113ZM27 244V243H26ZM31 244V243H30ZM63 244V243H62ZM74 244V245H75ZM81 244V243H80ZM172 244H173V241H171V238L166 236V239L164 238L163 241L160 242L159 245L155 246L154 247V253L153 254H156L158 255L159 251H161V248L164 247V250L165 248L168 247V249L172 248ZM66 245V244H65ZM35 246V245H34ZM109 246V245H108ZM111 246V245H110ZM160 246H162L160 248ZM24 247V246H23ZM79 247V246H78ZM10 248V247H8ZM37 248V247H36ZM103 248V249H101ZM160 248V249H159ZM2 249V248H1ZM11 249V248H10ZM47 249V248H46ZM45 249V250H46ZM50 249V248H49ZM80 250V247L78 248ZM204 249V248H203ZM9 250V249H8ZM13 250V249H12ZM4 251V250H3ZM16 251V250H15ZM21 251V250H20ZM32 251V250H31ZM30 251V252H31ZM62 252V251H61ZM66 252V251H65ZM163 252V251H162ZM8 253V252H7ZM34 253V252H32ZM79 253V252H78ZM88 253V252H87ZM107 255H108V252H106ZM104 253V254H106ZM21 254V253H20ZM31 254V253H30ZM66 254V253H65ZM95 254V255H94ZM150 252L148 250H146L144 252V254L142 255L144 257V260H146L147 262L148 261H152V257L154 255L150 254ZM1 255V254H0ZM4 255V253H3ZM2 255V256H3ZM8 255V254H7ZM61 255V254H60ZM110 255V254H109ZM123 255V254H122ZM121 255V256H122ZM1 256V257H2ZM26 256V254H25ZM30 256V255H28ZM168 254H159V256L156 258V260H160L159 261V264H166V263H169V264H175V263H172L171 260H167L168 257ZM23 257V255H22ZM62 257V256H61ZM96 257V258H97ZM127 256H123V260H125ZM25 258V257H24ZM29 258V257H28ZM155 258V257H154ZM153 258V259H154ZM74 259V258H73ZM128 259V258H127ZM190 259V258H189ZM194 259V258H193ZM20 260H22V258H20ZM25 260V259H24ZM59 260V259H58ZM103 260V258H102ZM121 260V259H120ZM142 260V259H141ZM60 261V260H59ZM74 261V260H73ZM122 261H119L120 264H123V263H127V261L125 262H122ZM129 261V260H128ZM58 262V261H56ZM88 262V261H87ZM104 262V261H103ZM118 262V263H119ZM181 262V261H180ZM86 263V262H85ZM93 263V262H92ZM187 263V262H186ZM190 263V262H189ZM194 263V262H193ZM192 263V264H193ZM13 264V263H12ZM101 264V263H99ZM109 264H112L109 262ZM129 264V263H128Z\"/></svg>",
    "mask_w": 264,
    "mask_h": 264
}]
</instances>
